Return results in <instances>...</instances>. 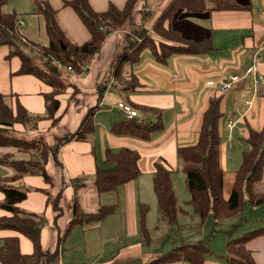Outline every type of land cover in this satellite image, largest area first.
I'll list each match as a JSON object with an SVG mask.
<instances>
[{
    "label": "crops",
    "instance_id": "obj_1",
    "mask_svg": "<svg viewBox=\"0 0 264 264\" xmlns=\"http://www.w3.org/2000/svg\"><path fill=\"white\" fill-rule=\"evenodd\" d=\"M47 1L55 9L57 23L70 42L79 44L89 38L87 28L75 11L64 5V0ZM168 1L139 0L132 23L137 25L143 22L140 9H150L152 13L148 20L143 22L145 27L150 28L154 18ZM229 1L237 3V7L198 13H177L171 20L172 26L189 38L200 39L206 35L210 36L213 49L208 53L171 55L165 62H157L149 51H146L141 61L132 68L139 82L135 88L125 90L121 83L110 76L106 89L98 99L97 86L108 77L115 55H111L102 66L97 64L95 55L82 75L69 72L72 76L67 80L68 83L75 84L79 91L71 95L72 87L69 86L58 96L59 112L62 117L56 125L65 124L68 128L66 131H72L89 107L95 104L98 107L93 115V130L88 137L85 140H72L60 148L58 151L60 167L53 165L51 161L47 164L51 182H45L38 174H27L21 179V182L29 185L31 189L18 206L23 211L42 214L45 220L40 230V243L48 254L43 257L40 264H146L151 260V246L155 236H164L166 239L172 237L175 245L191 244L207 238L209 230L213 229L206 228L209 216L205 219V224L201 222L200 217L195 215L190 205L186 203L189 194L183 201L184 205L177 199V205L183 208L184 212H178L172 224H168L159 215L153 192L152 174L156 162H161L172 172L178 169L177 147L195 142L201 113L208 99L219 97L222 111L219 121L221 135L219 163L224 173L223 184L226 173L229 177L223 186V194L227 198L226 195L229 194L233 183L234 171L241 162L242 152L248 148L245 141L247 132L250 128L259 129L263 125L264 98L260 94V88H264V0ZM88 2L93 10L102 12L110 3L121 8L125 0ZM2 9L17 14L18 27L26 40L38 45L46 44L43 19L32 12L31 0H7ZM34 26L36 29H33ZM42 28L44 32L40 31ZM35 30L39 32L38 38ZM111 33L119 32L115 30ZM111 33L104 39L99 53L109 41ZM7 52V46L0 45V93L17 94L27 111L40 113L42 116L44 113L42 94L49 91L50 87L33 75H10L11 71L18 68L19 59L12 57L7 60L5 58ZM231 75L237 76L233 87L226 91L220 90L216 80ZM119 101L128 103L136 109L137 115L134 118L140 122H153L157 115L160 116L162 129L155 131L147 139L111 134L109 131L111 124L125 117L117 106ZM49 124V119L41 118L35 122V127L27 130L21 126L16 128L29 137L43 135L50 142L57 134L51 131L56 125L49 128ZM120 147L134 149L139 153L138 177L119 185L114 190L116 199L106 194L108 192L98 194L93 185L85 193L84 177L93 176L95 166L102 165L107 149L117 151ZM8 151L13 150L0 146V156ZM13 153L16 158L28 157L18 151ZM10 171L13 172L9 166L0 164V176L7 175ZM73 183L77 186L76 191L73 190ZM34 188H44L51 195L60 190L59 217L55 218L52 204L46 201L47 193ZM173 188L175 190L174 184ZM83 189V197L86 199L87 196L89 199L84 205L85 210L92 211L102 204L110 203H115V210L99 222L80 224L85 225L82 227V233L72 239L74 228L80 225L73 227L58 248V254L52 255L57 238L70 219L74 192L78 198V193ZM254 190L258 193L264 190V170L260 179L255 182ZM2 195L0 191V199ZM183 196L185 197V194ZM78 200L82 205L81 200ZM140 203L148 206L145 223L149 239L146 241L140 233L138 211L137 220L134 218V211L136 212ZM66 204L70 207L68 214ZM4 214L8 212L0 208V215ZM213 230L225 231L223 228ZM9 235H18L20 252L32 251V244L28 238L7 229H0V245L3 237ZM227 239L228 236H225L224 241L219 239L217 244L215 239L208 240L206 244L209 251L205 253L202 264H225L223 255ZM222 242L223 245L219 247ZM247 248L251 251L256 264H264V235L250 240ZM168 264L190 263L177 261Z\"/></svg>",
    "mask_w": 264,
    "mask_h": 264
},
{
    "label": "trees",
    "instance_id": "obj_2",
    "mask_svg": "<svg viewBox=\"0 0 264 264\" xmlns=\"http://www.w3.org/2000/svg\"><path fill=\"white\" fill-rule=\"evenodd\" d=\"M139 0H125L124 5L118 8L110 3L106 10L98 12L93 10L88 0H64V5L70 6L87 28L90 36L82 43H72L65 36L56 20V11L47 0H31L32 12L40 15L44 22V31L47 36L45 45H38L26 40L18 27L17 14L14 11H3L2 7L7 0H0V45L7 46L5 58L19 59V66L14 74L33 75L41 82L47 84L50 90L43 92L44 113L31 116L19 100L17 94L0 93V146L7 147L27 155V158L14 157L13 151H8L0 156V164L9 166L13 172L0 176V208L8 214L0 215V229L18 232L29 239L32 244L30 253L20 252L18 235L3 237L0 245L1 264H40L43 257L48 254L41 247L40 230L44 223V216L35 212L23 211L18 203L27 196L31 187H26L21 182L24 175H41L45 182H51L47 171V164L61 165L58 151L72 140H85L92 132L93 115L98 105L89 107L83 114L77 127L72 131L57 134L52 141L40 138H27L12 136L10 132L24 134L16 126L25 130L30 127L29 122L39 119H49V128L56 125L62 117L60 100L58 96L67 87H72V94L79 89L73 83L64 81L61 77L62 70L82 75L92 58L99 53L106 36L131 21L130 28L126 31V43L122 51L116 54L111 62L108 77L97 86L98 99L106 89L109 77H113L122 84V88L129 90L137 86V76L133 66L141 61L144 52L149 51L157 62H165L171 55H192L208 53L213 49L210 36L200 39L186 37L182 32L172 26V18L179 12L198 13L207 10L231 9L237 3L229 0H169L154 18L150 28L144 26V20L149 17L152 10L140 9L141 21L132 23ZM36 52L35 57L29 51ZM38 60V61H35ZM55 60H58L56 62ZM70 67L71 70H67ZM264 98V88H260ZM222 116L220 98L208 99L205 109L201 113L197 128L196 140L192 144L178 146L176 149L179 160L178 169L185 175L184 185L189 197L188 203L192 212L205 220L208 216L215 221L231 218L241 212L244 204V195H247L252 206L264 204V190L256 192L254 184L264 170V122L261 128H250L245 137L248 148L242 152L241 162L234 171L233 183L227 198L223 194V170L219 163V145L221 135L219 121ZM160 116L153 122H140L135 118H122L111 124L109 131L116 135H130L147 139L155 131L162 129ZM31 127V128H32ZM139 153L127 147H120L117 151L107 149L102 165H96L93 173V187L99 193L116 190V188L140 174L138 165ZM172 170L161 162H156L152 174L153 192L157 201L159 215L172 224L178 212L184 209L177 205V197L171 179ZM73 183V190L76 191ZM47 193L55 211V218L61 214L59 206L60 190L51 195L44 188H34ZM115 203L102 204L92 211L82 208L74 192L71 204V214L68 223L58 236L55 250L52 255L58 254V248L63 244L66 236L73 227L99 222L114 210ZM148 206L140 203L138 206L139 229L142 238L149 239L146 227V213ZM240 222L231 225L225 230L228 239L225 243V264H256L247 243L253 238L264 235V225L243 234L232 237V233ZM216 230L211 229L204 241L191 244H180L157 254L146 264H168L184 261L190 264H202L205 253L209 251L207 241Z\"/></svg>",
    "mask_w": 264,
    "mask_h": 264
},
{
    "label": "rangeland",
    "instance_id": "obj_3",
    "mask_svg": "<svg viewBox=\"0 0 264 264\" xmlns=\"http://www.w3.org/2000/svg\"><path fill=\"white\" fill-rule=\"evenodd\" d=\"M39 20H40V23L42 24V20L41 18L39 17ZM148 20V17L144 20V23ZM174 23V21H173ZM130 25H131V21H127L122 28H120L119 30H117V32L119 33H111V37L109 39V41L106 43L105 47L103 48L102 52L96 54V62L99 66H102L105 64L106 60L109 59L111 57V55H116L118 54L120 51H122L123 49V45H125L126 43V31L128 28H130ZM33 29H36V26L33 27ZM36 31V30H35ZM41 32H44L43 31V28L42 30L40 29ZM35 35H37V38H38V35H39V32H35ZM31 53V55L33 57L37 56L36 55V52L34 50L32 51H29ZM98 56V57H97ZM35 61H38V60H35ZM94 65V63H92V66ZM72 75L67 72L65 69L62 70V73H61V77L64 81H67L69 80V78L71 77ZM31 116H35V113L34 112H31L30 113ZM118 114V113H117ZM31 124H34V120L32 119L28 126L31 128L32 125ZM67 126L65 124L61 125V124H58L55 126V128H52V132L55 133V134H60L62 133L63 131H66L68 128H66ZM10 134L12 136H19V137H29V136H26L25 134H17L16 132H10ZM29 138H42V140H46L43 135L42 136H31ZM178 160V159H177ZM3 165V164H1ZM179 165V160H178V164ZM12 173V171H10L8 174ZM172 179H173V184L175 186V190H176V194H177V199H178V202L181 204V205H184V202L186 197H188V193H187V190L185 189V185H184V178H185V175L183 174L182 171H180L179 169L175 170L172 172ZM227 173L225 174V177H224V181L226 182L227 181ZM93 176H87V177H84L85 179V193H86V190L88 191L90 186H92L93 184ZM229 179V177H228ZM225 182L223 184V186H225ZM24 186L28 187L29 185L25 184L24 182H22ZM65 186H67V184L65 183ZM227 186V185H226ZM84 189L78 193V199L81 200V203H82V208L84 209V205H86V201H89V199H87L88 197L86 196V199L83 197L84 194H82V192L84 191ZM106 194H109V196H112V199H116V195L113 191H109L108 193ZM185 194V197L183 196ZM228 196V195H226ZM248 198H247V195H244V206H243V209L241 211V213H239L238 215L232 217V218H229V219H226V220H223V221H214L213 219L210 218L209 216V219L207 221V229L209 230L211 227H213V229H219V228H223L225 230H228L230 229L231 227V223H236V222H240V225H238V227L236 228V230L233 231L232 233V237H237L241 234H243L244 232L248 231V230H252V229H255L261 225L264 224V204H261V205H258V206H252L250 205L249 201H247ZM178 203V204H179ZM51 204V203H50ZM88 206V204H87ZM66 208V213L68 214V212L70 211V207L65 206ZM85 210V209H84ZM137 211L138 209L136 208V212L134 211V218H135V221L137 220ZM60 215H58L57 217H59ZM154 217H155V214H154ZM212 220V221H211ZM201 222H203L205 224V220H201ZM82 227L84 228L85 225H80V226H77L74 228L73 230V233L71 235V238L73 239V237L75 238V236H79L80 233H82ZM209 234H210V230H209ZM208 234V235H209ZM170 236V233L168 232L167 233V237ZM227 237V235L225 234V231L223 232H217L215 231L213 234H211L209 236V240L210 239H215V243L217 244L219 242V239H221L222 241H224V237ZM176 242H174L173 238L172 237H169L166 239V237H159V236H155L153 238V243H152V246H151V250H152V253H151V258L150 259H153L157 254L161 253V252H164V251H167L168 249L172 248L173 245H175ZM221 245H223V242L220 244L219 247H221ZM216 249H218L216 246H215ZM148 261V260H147ZM146 261V262H147ZM144 262V263H146Z\"/></svg>",
    "mask_w": 264,
    "mask_h": 264
},
{
    "label": "built area",
    "instance_id": "obj_4",
    "mask_svg": "<svg viewBox=\"0 0 264 264\" xmlns=\"http://www.w3.org/2000/svg\"><path fill=\"white\" fill-rule=\"evenodd\" d=\"M58 62V60H55ZM67 70H71L70 67H67ZM83 74V73H82ZM237 80V76L231 75L226 77H221L216 80V83L218 84L220 90L226 91L233 87L234 82ZM118 108L122 111V113L125 115L127 119L134 118L137 115V110L131 107L130 104L119 101L117 103Z\"/></svg>",
    "mask_w": 264,
    "mask_h": 264
}]
</instances>
